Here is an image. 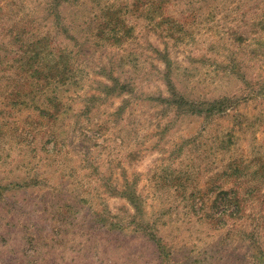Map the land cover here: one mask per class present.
I'll use <instances>...</instances> for the list:
<instances>
[{"label": "rangeland", "instance_id": "1", "mask_svg": "<svg viewBox=\"0 0 264 264\" xmlns=\"http://www.w3.org/2000/svg\"><path fill=\"white\" fill-rule=\"evenodd\" d=\"M0 264H264V0H0Z\"/></svg>", "mask_w": 264, "mask_h": 264}, {"label": "trees", "instance_id": "2", "mask_svg": "<svg viewBox=\"0 0 264 264\" xmlns=\"http://www.w3.org/2000/svg\"><path fill=\"white\" fill-rule=\"evenodd\" d=\"M56 68V70L57 71H59V66L58 67H55ZM65 69H66V67L64 68V72H65ZM215 106V105H214ZM209 110H211L210 108L209 109H207V111H209Z\"/></svg>", "mask_w": 264, "mask_h": 264}]
</instances>
